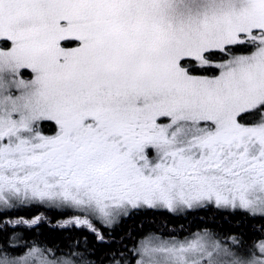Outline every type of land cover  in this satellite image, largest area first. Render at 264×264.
<instances>
[{
    "label": "snow or ice",
    "instance_id": "6c2138e0",
    "mask_svg": "<svg viewBox=\"0 0 264 264\" xmlns=\"http://www.w3.org/2000/svg\"><path fill=\"white\" fill-rule=\"evenodd\" d=\"M0 264H264V0H0Z\"/></svg>",
    "mask_w": 264,
    "mask_h": 264
},
{
    "label": "trees",
    "instance_id": "16d2710c",
    "mask_svg": "<svg viewBox=\"0 0 264 264\" xmlns=\"http://www.w3.org/2000/svg\"><path fill=\"white\" fill-rule=\"evenodd\" d=\"M171 227V225H169ZM125 227H128V225H125Z\"/></svg>",
    "mask_w": 264,
    "mask_h": 264
}]
</instances>
